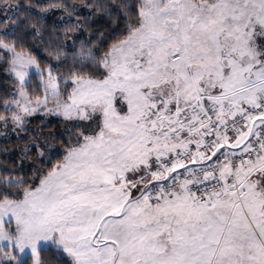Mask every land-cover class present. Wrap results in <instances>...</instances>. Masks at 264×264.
Segmentation results:
<instances>
[{
  "label": "snow or ice",
  "instance_id": "obj_1",
  "mask_svg": "<svg viewBox=\"0 0 264 264\" xmlns=\"http://www.w3.org/2000/svg\"><path fill=\"white\" fill-rule=\"evenodd\" d=\"M0 264H264V0H0Z\"/></svg>",
  "mask_w": 264,
  "mask_h": 264
}]
</instances>
